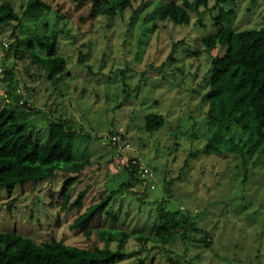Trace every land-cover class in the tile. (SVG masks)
Instances as JSON below:
<instances>
[{"label":"rangeland","instance_id":"obj_1","mask_svg":"<svg viewBox=\"0 0 264 264\" xmlns=\"http://www.w3.org/2000/svg\"><path fill=\"white\" fill-rule=\"evenodd\" d=\"M49 1L52 7L40 18L0 26V77L12 71L3 89L27 102L17 114L34 136L48 138L51 117L73 124L78 131L74 158L89 159L90 165L78 174L71 199L87 187L88 193L79 211L62 209V186L77 176L65 172L55 182L56 193L52 182L27 193L21 188L0 192V231L36 242L54 236L66 244H86L70 228L77 215L129 182L115 147L102 141L118 131L130 141V155L153 168L156 185L134 184L102 216L101 228L128 235L123 249L130 255L116 264H264V155L241 149L246 136L238 149L218 139L208 151L216 127L209 124L205 98L213 58L226 51L205 43L221 28L214 17L226 7L234 10L229 20L234 29L264 25V0H232L220 7L211 0L187 25L159 18L160 8L172 0H105L91 31L79 29L76 13L59 19L63 12ZM26 3L0 0V10L12 5L22 16ZM55 30L68 62L60 81L45 80V72L31 68L28 58L7 57L11 43ZM0 103L12 107L4 95ZM150 116L163 119L154 131L147 127ZM162 210L177 212L166 230L159 229L165 225ZM207 233L209 246L201 243ZM138 235L149 239L140 241ZM167 235L175 240H164Z\"/></svg>","mask_w":264,"mask_h":264},{"label":"trees","instance_id":"obj_2","mask_svg":"<svg viewBox=\"0 0 264 264\" xmlns=\"http://www.w3.org/2000/svg\"><path fill=\"white\" fill-rule=\"evenodd\" d=\"M104 1L55 0L54 8L63 12L58 15L59 19L71 17L76 13L79 29L91 31L95 20L103 11ZM210 1L184 0L178 3L172 0L160 8L159 18L187 25L192 20V13L200 15V8L208 7ZM230 1L232 0H215V3L220 7L222 3ZM128 2L129 0L126 1ZM52 5L49 0H27L22 16L12 5L3 6L0 10V26L14 21L18 22L19 27L23 17L40 18ZM233 14L234 10L222 8L220 14L214 17L216 25L221 26L220 30L205 39L209 49L218 44L226 49L223 55L213 58L210 88L205 96L209 105V124L216 127L207 149L211 151L213 142L218 139L230 142L234 149H238L239 142L244 141L246 136L247 141L243 142L241 149L247 148V153L250 154L264 155V25L234 29L232 25L229 26ZM59 44L60 36L56 30L49 34L30 35L22 42L18 40L11 43L7 57L25 61L28 58L31 68L42 69L45 72V80L56 83L60 81L61 76L68 73V62L66 57L60 54ZM14 65L15 63L13 68ZM4 73L6 76L3 80L6 83L7 79H12L13 73ZM8 94L15 103L8 102L12 104L11 108L2 107L0 103V192L12 194L15 189L21 188L27 193L38 183L52 182L53 187L48 189L51 188L52 193H56L60 188L55 189V182L60 179L61 172L71 175L75 173L77 176L69 178L62 186L61 205L62 209L79 211L87 196L88 187L78 192L72 200V186L78 174L90 165V160L76 161L74 158L78 131L69 121L51 117L48 138L34 136L33 129L26 124L27 120L17 114L19 108L23 110L27 107V102L21 104L22 96L15 95L10 90ZM162 121V118L150 116L147 127L154 131L162 125ZM113 135H119L123 141L130 143L118 131L111 132L108 136ZM126 153L130 155L131 151ZM117 157L116 153V159ZM121 162L124 163L121 166L129 173V182L122 183L119 189L81 211L70 226L71 231L80 238V242L86 244H66L54 236L49 241L36 242L14 231H0V264H116L124 261L130 255L123 249L127 233L101 228V218L111 201L134 184L144 183L146 187L155 189L156 184L153 182L156 176H143L139 167L127 163L125 159ZM165 202L166 199L161 203L165 206ZM161 214L165 225L159 226V229L166 230V225L177 217V212L162 210ZM184 221L186 222V219H183ZM210 238V233H207L201 243L209 246ZM137 239L142 241L148 240L149 237L138 235ZM166 239L170 242L175 240L174 236L169 235L164 238ZM114 241H117L116 247L112 246Z\"/></svg>","mask_w":264,"mask_h":264},{"label":"built area","instance_id":"obj_3","mask_svg":"<svg viewBox=\"0 0 264 264\" xmlns=\"http://www.w3.org/2000/svg\"><path fill=\"white\" fill-rule=\"evenodd\" d=\"M2 72H3V70L0 69V75H3ZM3 88H4V80L0 77V95H4L7 99V101L9 102L10 101L9 99H11V98H10L9 94L6 91H4ZM20 103L23 104V101L21 100ZM102 141L106 145H112L115 147L119 160L122 161L125 159V161H127V163H132L133 166L139 167L143 176L150 177V178L155 176V173L151 168L147 167L143 163V161L140 162V158L130 156L126 153V152H130L132 150L131 144L129 142L123 141L119 135L104 136Z\"/></svg>","mask_w":264,"mask_h":264}]
</instances>
